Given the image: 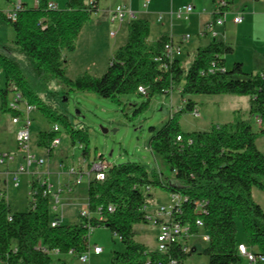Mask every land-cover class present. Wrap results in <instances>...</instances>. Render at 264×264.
Returning a JSON list of instances; mask_svg holds the SVG:
<instances>
[{
	"label": "trees",
	"instance_id": "trees-1",
	"mask_svg": "<svg viewBox=\"0 0 264 264\" xmlns=\"http://www.w3.org/2000/svg\"><path fill=\"white\" fill-rule=\"evenodd\" d=\"M211 1L221 12L229 9L233 0ZM48 3L49 0H37L36 5L28 6L22 2L14 20L4 16L14 37L10 45L0 42V66L6 84L5 88L0 87L1 110L11 116L21 115L8 106L10 94L19 92L44 115L59 121L70 143L78 142L81 156L89 160L85 133L75 129L61 114H49L40 105L34 86H42L48 77H53L69 90L92 91L112 99L123 93L141 94L139 85L145 87L147 97L178 90L185 102L160 127L150 126L148 139L150 151L166 162L171 178L162 180L160 173L140 163H106L104 179L87 182L89 216L81 217L78 213L75 222L63 223L60 219L55 226L50 224L53 216L49 198L37 194L34 207L28 201L26 210L11 211L0 191V259L7 264H67L62 257L68 251L78 256L87 249L89 222L93 228L108 227L124 245L122 252L114 253V262L157 264L168 254L182 260L188 253L181 243L173 245L167 254L148 250L134 240V225L147 219L144 206L151 186L181 195L172 214L188 224L191 233L199 229L194 225L195 219L202 220L200 228L207 233L202 253L207 256V264L239 263L237 221L245 232L248 249L264 256V210L251 194L252 187L264 192V154L255 142L257 133L264 134V69L246 72L240 61L228 69L224 54L231 52L232 46L214 36L195 50L185 68L180 57L171 60L165 57L163 46L169 40L166 35L148 43L149 21L133 17L127 22L126 42L114 51L105 72L72 79L65 74L63 53L74 49L84 23L98 9V0H66L62 9L48 8ZM217 14L213 12V21ZM11 50L20 57L11 55ZM194 94L247 96L249 113L261 123L255 131L248 119L237 116L223 124H212L207 130L182 131L178 116L197 108L190 98ZM58 135L59 126L56 131L41 133L38 144L48 147ZM54 249L56 253L52 252Z\"/></svg>",
	"mask_w": 264,
	"mask_h": 264
},
{
	"label": "rangeland",
	"instance_id": "rangeland-1",
	"mask_svg": "<svg viewBox=\"0 0 264 264\" xmlns=\"http://www.w3.org/2000/svg\"><path fill=\"white\" fill-rule=\"evenodd\" d=\"M65 1L52 0L59 9L64 8ZM172 1L175 2V5H172L171 0H150L145 6L143 5L144 0H99V9L92 12L87 18L75 40L74 49L63 53L65 59L63 67L66 76L72 79L83 74L100 76L107 69L114 51L126 42L129 18L126 16L120 23L109 21L107 9L115 6L116 2L125 4L127 9L134 12V17L148 19L150 26L146 39L148 43H150L149 40L155 41L163 30L173 34L174 42L181 45L182 51L179 56L183 55L181 57L183 66L187 68L193 58L195 44H205L212 38V35L198 37L194 30L202 18L198 19L194 11L190 13L187 20L168 15L170 10H176L178 7L189 4L185 3L187 0ZM16 2L17 0H0V42L5 45L11 44L14 33L5 20L4 13L12 9ZM22 2L33 6L36 5L37 0H21V5ZM263 2L264 0H233L229 11L224 10L228 17L238 13L245 21L236 37H234V31L230 32L231 39L229 40H232L230 42L234 44L231 45L233 50L224 54L225 65L228 69L235 61H240L246 72L256 73L264 67V49L256 47H264V45H260L263 43V31H259L255 24L251 26L247 22L248 15L258 13V18L261 16L264 10ZM207 3L208 6L201 7L199 12L201 15L206 14L210 21L211 1L208 0ZM104 7L107 9H102ZM159 15L162 17L161 20L158 19ZM187 34L190 35L188 40L183 41L184 44L180 43L182 36ZM10 54L20 57L14 50H11ZM0 72V87L5 88L2 66H0ZM8 86L13 88L11 84ZM34 88L41 101L40 105L47 108L49 114L52 116L61 114L75 129H81L85 133L88 140L89 160L100 159L99 161L102 160L105 164L128 161L140 163L160 173L162 180L171 178L166 162L158 154L150 151L148 139L150 136L149 127H160L170 115L179 111V107L185 102L181 99L178 90L169 95L154 93L149 97L145 94L123 93L112 99L101 97L92 91L69 90L63 82L53 77H48L44 85L34 86ZM190 98L195 101L198 114L194 115L190 110H185L178 116L182 131L207 130L212 124H223L237 116L248 119L253 130L256 131L258 128L256 117L249 113V98L247 96L194 94ZM11 118V114L1 110L0 107V151L15 154L18 150L15 136L17 125L11 123ZM29 119L30 152L35 158L44 159V162L42 165L30 167L31 173L29 174L20 173L16 187L12 185L11 176L4 184L3 175H0V189L5 192V198L11 211L27 209L30 198L29 180L32 176L38 180L46 176L48 182L55 189L73 180L74 175L68 173L71 165L85 171L88 162L81 156L79 143L76 142L74 145L70 143L66 130L61 124H58L59 121L47 117L42 110L36 107L29 112ZM55 122L59 126L60 143L53 147L49 154L47 147L38 144V139L41 133L51 131ZM255 142L258 149L264 154V134L257 133ZM19 162L22 161L18 155L14 163L11 162L7 166L0 165V171L14 170ZM87 182L88 179L84 175L82 181L75 185L71 192L63 190L59 193L60 205H58L57 211L50 208L51 216L59 217L61 214L63 223L78 220V213L86 209ZM148 193L150 195L146 199L144 213H153L157 207L168 208L172 204L170 192L163 187L151 186ZM251 194L255 202L264 210V192L257 187H252ZM50 200L52 201V198ZM133 228L135 231L134 240L144 244L148 250H155L157 228L152 220L146 219L145 222L135 224ZM206 236V231L199 228L197 232L187 238L185 253L188 254L179 260L181 264H207V256L202 253V249L207 244ZM236 239L238 242H243L244 245L247 244L245 232L239 221H237ZM93 244L98 245L101 252L96 255L91 253L85 262H81L77 255L72 254L64 255L62 258L67 264H124L112 260L115 252L124 250V245L118 237L111 233L108 227L102 225L93 229L88 239V247L90 248ZM51 264H57V262ZM238 264H264V262L251 263L244 256H240Z\"/></svg>",
	"mask_w": 264,
	"mask_h": 264
},
{
	"label": "built area",
	"instance_id": "built-area-1",
	"mask_svg": "<svg viewBox=\"0 0 264 264\" xmlns=\"http://www.w3.org/2000/svg\"><path fill=\"white\" fill-rule=\"evenodd\" d=\"M149 2V0L144 1V5H146ZM223 2H220V5H222ZM48 8L56 9V5H53L52 3H48ZM21 9V0H17L14 7L12 9L7 10L4 13V16L8 19L14 20L16 18L17 12ZM193 11V6L191 4L183 5L181 7H178L174 11H170L169 15L174 16L178 19H187L188 15ZM213 12L218 13L217 18L214 21L208 22L204 25L203 29L200 30V34H205L207 32H210L212 34V26L214 24L221 25L225 21L226 12L225 11H219V8L217 5H214ZM128 17L129 19L134 17V12L127 9V7L123 4H118L114 6L113 9L109 11V21L110 22H122L125 17ZM161 15L158 16V19L161 20ZM232 21L234 23H239L241 21V17L239 15H236L232 18ZM189 35H185L184 39H188ZM164 55L169 60L173 59L174 57H178L181 54V47L177 45L176 43H173L170 39L164 43L163 46ZM1 74V72H0ZM138 91L141 94H145L146 89L144 86L139 85L137 87ZM8 106L11 109H15L20 111L21 115H13L11 118V123L17 125V129L15 131L16 141H17V152L9 153V152H1L0 151V165H5L15 161L16 157L19 155L22 162H19L18 165L14 170H8L2 171L1 174L3 175V183L6 184L8 181V177L11 176L12 185L14 187L18 186V175L20 173H31L30 167L33 165H42L44 162V159L42 158H35L33 154L30 152L29 147V125H30V119H29V112L31 109L34 108V106L30 103H28L19 92L14 91L11 94V97L8 101ZM192 113L194 115L198 114V109L195 108ZM257 124L259 125L261 123L260 119H257ZM54 131L58 129V126L54 124L53 128ZM177 140H180V136L176 137ZM60 143L59 137H53L50 140V143L47 147V153H49V149H52L53 147L57 146ZM17 154V155H16ZM84 160V159H83ZM86 164V170L76 169L71 165V167L68 170L69 174L74 175V178L72 181H69L64 184V186H58L57 188H53V185L48 182L46 176L40 178L41 180H38L35 176H32V178L29 180L30 184V191H29V201L32 207H34L35 199L37 194H40L41 196H45L47 198H52V201L50 200V208L54 211H57L58 205H60L59 202V193H61L63 190H67L68 192H71L75 185L79 184L82 181V178L84 175H86L87 179H95V180H103L105 177V169L106 165L101 164L97 159L87 160ZM46 174V173H45ZM35 183V186H33V183ZM39 185L41 187H39ZM0 191L3 193L4 197L5 192L0 189ZM171 195V202L172 204L167 208L164 206H160L155 208L153 213H145V216L147 219L152 220L153 224L157 228L156 231V240L157 245L155 247V251L158 253H169V249L173 245H177L178 243L183 249V251H186V245L185 242L187 238L192 234L190 232V226L188 224H183L179 220L175 219L172 214V209L178 205V203L181 200V195L177 192L170 193ZM6 199V198H5ZM108 210L111 211L112 208L108 207ZM146 210V204L144 206V211ZM81 217L89 216V212L86 209L81 210L79 212ZM62 218L61 214L59 217L53 216V219L51 220V226H55L59 223L60 219ZM11 219V216H8V220ZM194 225L200 228L202 226V220L200 218H196L194 221ZM93 227L87 222V236L89 239L90 234L93 232ZM207 238V236H206ZM183 245V247H182ZM238 253L241 256H244L249 262L255 263V262H264V256L262 255H255L252 253L248 247L242 243H239L237 245ZM52 252L56 253L57 250L54 249ZM101 252V248L93 244L90 248L87 247V249L78 255V258L81 262H85L89 255L91 253L93 254H99ZM68 254H71V251H68ZM0 264H7L6 261H3L0 259ZM157 264H181L179 260L176 258L167 255L166 259L161 262L159 261Z\"/></svg>",
	"mask_w": 264,
	"mask_h": 264
},
{
	"label": "crops",
	"instance_id": "crops-1",
	"mask_svg": "<svg viewBox=\"0 0 264 264\" xmlns=\"http://www.w3.org/2000/svg\"><path fill=\"white\" fill-rule=\"evenodd\" d=\"M122 1H128V0H122ZM145 1V0H144ZM207 1L208 0H187L185 3H191V5L193 6V11H194V14L197 16V18L199 19V18H202L201 19V22L198 24V27H196L195 28V32L197 33V35H198V37H200V36H214V38L216 39V40H220V41H225V42H227L230 46L231 45H234L233 44V42H230V41H232V40H229V39H231L230 38V32L231 31H234V33H235V36L234 37H236L237 35H238V31L240 30V28L242 27V25H243V23L245 22L244 20H243V17L242 16H240L238 13H235V14H233L231 17H228V14L225 16V21H224V23L223 24H221V25H216V24H214L213 26H212V34L210 33V32H207V33H205V34H200L199 32H200V30L201 29H203V27H204V25L206 24V23H208V22H211V21H213V10H214V3H212V1H211V12H209V14H210V16H211V20L210 21H208L209 19L207 18V15L205 14V15H201V12H199V9L201 8V7H207L208 6V3H207ZM49 2L50 3H52L53 5H56V3H54V2H52V0H49ZM149 2H150V0H149ZM148 2V3H149ZM171 2H172V5H175V2H173L172 0H171ZM120 2H116V4H115V6L116 5H118ZM125 3V2H124ZM147 3V4H148ZM177 3V2H176ZM264 3V2H263ZM147 4L145 5V6H147ZM123 5H125V4H123ZM143 5H144V3H143ZM176 5H179V4H176ZM126 6V5H125ZM56 7H57V5H56ZM103 7V6H102ZM114 8V6H112L111 8H108L107 9V7L105 8H102V9H107L108 10V12L111 10V9H113ZM98 9H99V0H98ZM130 10V9H129ZM228 11H229V9H227ZM170 11H174V10H170ZM169 11V12H170ZM192 11V12H193ZM209 11V10H208ZM227 11V12H228ZM169 12H168V15H169ZM191 12V13H192ZM142 13H146V12H142ZM207 13V12H206ZM190 15V14H189ZM189 15H188V17H189ZM236 15H239L240 17H241V21H240V23H234L233 21H232V18L234 17V16H236ZM258 13H254V14H252V15H248L249 17H248V24H251V26H253L254 24H255V27H257L258 29H259V31L260 30H262L263 31V33H262V42L263 43H261L260 45H264V10H263V12L261 13V16H259V18H258ZM188 17H187V19H188ZM187 19H185V20H187ZM148 20V19H147ZM250 22V23H249ZM256 23H257V25H256ZM218 29V30H215V29ZM166 35L173 43H175L174 42V39H173V34H169L168 32H166L165 30H163L162 31V34H160L159 35V37L160 36H162V35ZM189 35V34H188ZM185 36V35H184ZM184 36H182V38H181V40H180V43H182V44H184L183 43V41H186V40H188V39H184ZM159 37H156V39H158ZM189 37H190V35H189ZM149 42H151V40H149ZM198 42V41H197ZM209 41H207L205 44H207ZM177 45H179L178 43H176ZM205 44H203V45H205ZM203 45H199V44H195V46L193 47V52H195V50L199 47V46H203ZM180 47H181V45H179ZM257 48H260V49H264V47L262 46V47H259V46H256ZM182 49V48H181ZM233 49V48H232ZM187 54H188V52H186ZM258 53H261V52H259L258 51ZM183 55H181V56H179L180 58L182 57ZM261 69H264V67L263 68H261ZM3 170H1L0 171V175H1V172H2ZM2 176V175H1ZM2 181H3V178H2ZM239 243H243V242H239ZM244 244V243H243ZM93 254V253H92ZM94 255H96V254H94Z\"/></svg>",
	"mask_w": 264,
	"mask_h": 264
},
{
	"label": "bare ground",
	"instance_id": "bare-ground-1",
	"mask_svg": "<svg viewBox=\"0 0 264 264\" xmlns=\"http://www.w3.org/2000/svg\"><path fill=\"white\" fill-rule=\"evenodd\" d=\"M99 161V160H98ZM101 164H103V165H106L105 163H103L102 161H99Z\"/></svg>",
	"mask_w": 264,
	"mask_h": 264
}]
</instances>
